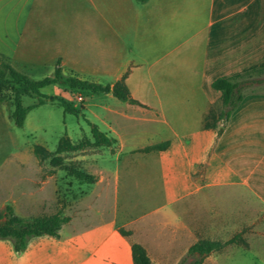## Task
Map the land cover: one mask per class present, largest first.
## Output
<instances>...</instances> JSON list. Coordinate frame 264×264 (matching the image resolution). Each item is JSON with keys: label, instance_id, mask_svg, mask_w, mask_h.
I'll use <instances>...</instances> for the list:
<instances>
[{"label": "crops", "instance_id": "1", "mask_svg": "<svg viewBox=\"0 0 264 264\" xmlns=\"http://www.w3.org/2000/svg\"><path fill=\"white\" fill-rule=\"evenodd\" d=\"M141 5L138 16H73L71 6L67 16H41L54 31L27 38L31 66L60 60L64 74L101 85L125 78L139 104L99 93L88 121L116 144L101 147L90 173L97 181L76 197L57 200L37 175L0 172V210L70 218L58 237H33L22 252L0 239V264H134L133 243L155 264H179L198 240L222 241L264 216V91L228 122L205 127L220 107L213 82L264 62V0Z\"/></svg>", "mask_w": 264, "mask_h": 264}, {"label": "rangeland", "instance_id": "2", "mask_svg": "<svg viewBox=\"0 0 264 264\" xmlns=\"http://www.w3.org/2000/svg\"><path fill=\"white\" fill-rule=\"evenodd\" d=\"M79 3L85 6L81 10L78 9ZM92 3L90 0H0V54L7 57L19 72L34 80H41L52 76L55 70L52 64L37 68L28 63L32 53L27 38H30L31 31L55 30L54 27H46V22L39 21L41 16H67L71 6L76 9L73 16H80L85 9L93 15L101 11L104 16H138L141 10L146 12V7L136 0H93ZM129 39L130 34L125 37L126 41ZM42 92L72 102L80 110L79 115L65 113L58 101L49 100L30 111L24 125L17 127L8 116L11 106L0 104V172L37 175L38 188L55 191L56 199L62 201L88 189V186L77 184L66 169L82 168L93 173L101 148L93 144L87 120L95 122L93 111L105 94L73 93L63 85L49 86ZM78 95L82 96L83 101L76 99ZM37 101L25 97L23 104L29 106ZM64 136L81 147L77 151L58 153L57 146ZM35 145L47 148L50 156L37 158L33 153ZM23 210L22 214L31 215ZM237 231L243 232L248 247L228 246L206 258L203 264H264V216L253 223L248 222L242 230L232 229L221 240H228Z\"/></svg>", "mask_w": 264, "mask_h": 264}, {"label": "trees", "instance_id": "3", "mask_svg": "<svg viewBox=\"0 0 264 264\" xmlns=\"http://www.w3.org/2000/svg\"><path fill=\"white\" fill-rule=\"evenodd\" d=\"M136 1L139 4H145L149 0ZM53 85H63L73 93H110L121 102L139 104L138 101L131 97L125 78L113 85L97 84L71 74H64L61 61L59 60L52 76L34 80L28 75L19 72L7 57L0 54V104H9L11 106L8 116L17 127L24 125L30 111L44 105L49 100L58 101L65 113L79 115L80 110L72 102L59 96L50 97L42 92L44 88ZM212 87L221 94V100L220 107H213L206 118L205 127L207 129H216L219 123L228 122L246 97L261 92L259 90H264V62L242 73L227 78H219L213 82ZM25 97L35 98L38 101L35 104L24 106L23 99ZM87 122L91 127L92 140L96 147H110L116 144L115 139L101 132L95 124L88 120ZM168 145L169 143H163L146 148L143 151L165 150ZM80 147L67 136H64L59 141L57 152H73ZM33 153L39 159H46L50 156L49 150L42 145H35ZM66 172L80 186L90 187L97 181V176L88 173L82 168L69 167ZM69 221L70 218L62 216L61 212L50 216L23 218L15 213L12 206H6L3 210H0V239L12 240L15 251L22 252L26 249L28 241L32 237H58L61 228ZM120 233L126 237L131 235L129 231L123 229H120ZM229 245L248 247V243L241 234H237L225 242L200 239L189 248L186 256L179 264H203L206 257L221 252ZM132 257L134 264H155L150 259L147 250L139 243L132 244Z\"/></svg>", "mask_w": 264, "mask_h": 264}, {"label": "built area", "instance_id": "4", "mask_svg": "<svg viewBox=\"0 0 264 264\" xmlns=\"http://www.w3.org/2000/svg\"><path fill=\"white\" fill-rule=\"evenodd\" d=\"M76 99L78 100V101H83V98H82V96H80V95H78V96H76Z\"/></svg>", "mask_w": 264, "mask_h": 264}]
</instances>
